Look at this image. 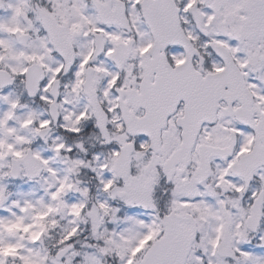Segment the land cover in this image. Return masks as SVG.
<instances>
[{"label":"snow or ice","instance_id":"obj_1","mask_svg":"<svg viewBox=\"0 0 264 264\" xmlns=\"http://www.w3.org/2000/svg\"><path fill=\"white\" fill-rule=\"evenodd\" d=\"M0 264H264V0H0Z\"/></svg>","mask_w":264,"mask_h":264}]
</instances>
